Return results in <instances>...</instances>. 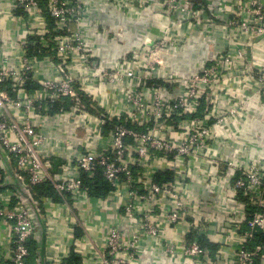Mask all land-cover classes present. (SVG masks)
<instances>
[{
	"label": "built area",
	"instance_id": "obj_1",
	"mask_svg": "<svg viewBox=\"0 0 264 264\" xmlns=\"http://www.w3.org/2000/svg\"><path fill=\"white\" fill-rule=\"evenodd\" d=\"M11 1L29 26L16 47L0 50V264H32L31 246L40 247L41 229L53 225L51 206L69 209L72 235L82 230L100 264H153L150 240L159 239L173 264L179 248L186 264H264V243L248 246L257 231L264 235V159L229 137L241 136L233 128L264 96V64L252 58L256 46L264 53V0H98L133 20L141 12L167 21L110 66L87 36L95 25L103 30L91 20L97 0ZM192 30L202 39L220 34L224 46L182 79L172 57L194 44ZM230 86L236 102L226 97ZM116 87L115 95L107 91ZM226 147L231 155L222 154ZM54 159L62 161L57 173ZM98 171L113 189L105 198L84 187L82 176ZM168 173L171 180H158ZM204 182L207 200L232 205L207 210ZM47 183L56 196L35 198ZM250 207L257 210L248 220ZM98 215L97 228H110L101 247L89 235ZM218 219L227 227L218 230ZM168 225L183 230L182 246L165 238ZM202 235L224 242L213 254Z\"/></svg>",
	"mask_w": 264,
	"mask_h": 264
},
{
	"label": "crops",
	"instance_id": "obj_2",
	"mask_svg": "<svg viewBox=\"0 0 264 264\" xmlns=\"http://www.w3.org/2000/svg\"><path fill=\"white\" fill-rule=\"evenodd\" d=\"M42 11L45 15V9ZM91 20L94 24V21H96L97 24L103 27L102 31H98L95 25L87 36L96 44V47H98L96 56L107 66L115 64L119 59L128 55L131 48L135 45L149 42L147 34L150 33V31H153L155 34L161 33L167 23V21L161 16L141 12L138 14L137 19L133 20L128 17L127 13L121 12L117 7L108 5L104 1L98 2V0L95 2ZM89 25L94 26L93 24H90V22ZM27 26H29V19L22 11H15L14 4L11 0H0V50H9L16 47L18 45L17 38L21 35L23 28ZM153 26L155 27L153 28ZM78 29L80 28L78 27ZM192 29H195V27H192ZM120 30H122V32ZM192 32V41H194V44H190L186 50H183L180 53L175 52L172 57V68L178 73L179 78L182 79L190 76L196 68L207 59V55L210 53L209 51L216 47L222 48L224 46V40L222 39L220 41V34L214 35L218 36L215 38H208L206 36L202 39L195 30H192ZM252 58L264 64V53L258 50L257 46L253 49ZM119 89V87H116L115 89H107V91L110 94L115 95L118 93ZM226 92H229L226 96L227 98H231L235 102L238 101L232 93L231 86L229 88L226 87ZM177 93L178 90L176 89L172 94L176 95ZM249 93H252L251 90H249ZM256 100L257 104L249 114L250 116L246 117L240 126L233 128L236 130H242L243 133L241 136L236 137L234 133L231 132L229 133V137H235V141L239 146L245 142L251 145L247 153L248 157L264 159V146L260 147V144L264 140V96H258ZM222 154L231 155L229 147L223 149ZM61 165L62 161L60 159L53 160L55 173L60 170ZM206 165L209 166L208 163ZM206 165L205 170H207ZM215 168L217 167H214V169ZM194 170L195 169H193V171ZM219 171L223 177L226 176L225 167L221 166ZM199 176L204 181V177L201 174H199ZM202 187L200 196L202 195L205 197L207 210L218 211L224 204L232 205L229 200H224V198L223 200L220 198H210L207 200L209 197L208 192L206 191L205 182L202 183ZM49 208V214L51 215L50 223L52 221L53 225H50V228L45 232L41 229V246L38 247L37 245L35 254L30 257V262L35 264L38 261V258L43 260L50 257L58 262L62 259H70L71 257L68 256L70 252L69 249L72 247L71 245L77 241L79 242L77 251L81 254V258L83 259L82 264H100V259L96 255L97 252L95 248L92 247L89 239H83L84 241L81 239L84 235L82 230L75 228L76 232L72 235L71 221L73 222V220L69 209L64 207L61 210H58L56 206H51ZM85 211L90 212L92 209ZM108 212L110 213L111 211L109 210ZM105 214H103V218H105ZM99 222H101V218L98 215L95 217L93 225L90 226L89 234L96 247L103 246L108 240L110 234V228L109 226H106V224L101 228L98 227L99 229L97 228ZM57 224L59 225L57 226ZM214 226L218 230L219 228L224 229L225 226L227 227L225 222H222L219 219L215 222ZM164 236L167 239L173 240L178 246L183 245L184 239L182 229L175 230L174 227L168 225L165 228ZM200 241L203 245L211 248L213 247L212 249L215 251L213 250L212 252L215 254L217 248L223 244L224 239L219 235H213L212 238L207 235H202ZM150 242V245L154 246L151 252L152 254L150 255L154 261L153 264H173L165 253V240H150ZM177 251L181 255L183 249L179 248ZM79 253L77 254L80 255ZM180 255L176 257L175 260L177 263L175 262V264H186V261Z\"/></svg>",
	"mask_w": 264,
	"mask_h": 264
},
{
	"label": "trees",
	"instance_id": "obj_3",
	"mask_svg": "<svg viewBox=\"0 0 264 264\" xmlns=\"http://www.w3.org/2000/svg\"><path fill=\"white\" fill-rule=\"evenodd\" d=\"M37 47H30L29 48V51L33 56L37 55L39 53V51L41 50L40 47H38V48ZM42 52H44L43 49H42ZM43 54H45V53H43ZM54 110H59V106H57ZM82 178H83L84 187H85V189H87L88 194L90 196L98 197V198H105L112 193L113 189H112L111 184H109L108 182H106L104 180L100 171H98L96 173V175L93 179L89 178L87 175H83ZM172 178H173L172 174L168 173V174H163L162 176L158 177V180L159 181H168V180H171ZM33 193L35 195V198H37V199L49 197V196L50 197L56 196V192L54 191V189L52 188V186L49 183L36 187L34 189ZM256 210L257 209L254 207L248 208V212H247L248 213L247 214L248 220L251 218L252 214ZM246 227H247V225L245 223V229H246ZM263 243H264V235L260 231H257L254 234L253 239L249 242L248 246L250 249H253L258 244H263ZM212 248L210 247L211 251L214 250ZM35 250H36V246L32 245L31 246L32 255L35 254ZM81 262H82L81 256L75 252H72L71 258L68 260L67 264H81Z\"/></svg>",
	"mask_w": 264,
	"mask_h": 264
}]
</instances>
